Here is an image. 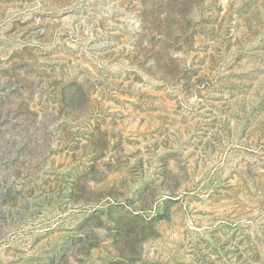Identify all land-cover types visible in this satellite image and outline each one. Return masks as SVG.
Wrapping results in <instances>:
<instances>
[{
    "label": "rangeland",
    "instance_id": "1",
    "mask_svg": "<svg viewBox=\"0 0 264 264\" xmlns=\"http://www.w3.org/2000/svg\"><path fill=\"white\" fill-rule=\"evenodd\" d=\"M0 264H264V0H0Z\"/></svg>",
    "mask_w": 264,
    "mask_h": 264
}]
</instances>
